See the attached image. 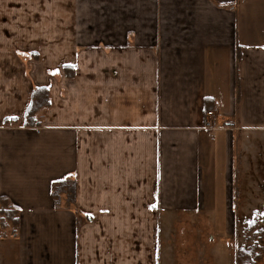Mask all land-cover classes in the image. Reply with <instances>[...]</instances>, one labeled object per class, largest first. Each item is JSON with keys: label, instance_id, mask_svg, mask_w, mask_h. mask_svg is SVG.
Wrapping results in <instances>:
<instances>
[{"label": "crops", "instance_id": "crops-1", "mask_svg": "<svg viewBox=\"0 0 264 264\" xmlns=\"http://www.w3.org/2000/svg\"><path fill=\"white\" fill-rule=\"evenodd\" d=\"M16 2L0 0V208L19 227L0 226V264H237V219L264 202V0H107V67L73 60L55 87L18 60L42 49L10 50L33 41Z\"/></svg>", "mask_w": 264, "mask_h": 264}, {"label": "rangeland", "instance_id": "rangeland-1", "mask_svg": "<svg viewBox=\"0 0 264 264\" xmlns=\"http://www.w3.org/2000/svg\"><path fill=\"white\" fill-rule=\"evenodd\" d=\"M17 1L19 2L12 7L16 11L14 20H11L12 33L17 38L21 35L31 36L33 41L28 44L11 43L10 50L19 47L24 49L26 45H32L31 49H35L33 46H36V49H42L46 53L41 58L31 55L25 59H18L33 68L30 70L31 75H34V69L40 68L41 72L47 73V76L42 75V78L46 79L48 85L66 86L71 85L69 78L74 74L70 64L73 60L83 63L95 60L96 62L91 63L92 66L107 67V54L102 56L103 58H94V55L96 56L94 51L98 48L100 55L104 54L103 51L107 52V0ZM19 10L22 12L21 15L18 14ZM38 37H41L40 41L35 40L39 39ZM103 39L102 42L97 41ZM79 50L88 51L87 57L71 58ZM59 72L62 73L58 74ZM97 76L104 78L102 80L107 83V69ZM260 144L264 145L262 142ZM70 186L67 184V188L58 194L61 199L63 192L70 191ZM59 187L60 185L56 188ZM250 207L255 212L251 217L237 219L238 225L233 235V243L238 247L237 264L239 250L248 248L255 250L256 257L259 258L256 264H264V202H252Z\"/></svg>", "mask_w": 264, "mask_h": 264}, {"label": "trees", "instance_id": "trees-1", "mask_svg": "<svg viewBox=\"0 0 264 264\" xmlns=\"http://www.w3.org/2000/svg\"><path fill=\"white\" fill-rule=\"evenodd\" d=\"M49 104V96L48 90L46 88H38L34 91L32 96V101L26 112V125L33 124L35 122V114L43 107ZM210 109H207V112ZM68 181L60 180L53 182L52 185V193L53 196H58L64 188H66ZM60 185L59 188H56ZM68 185L70 186V191L74 192L76 183L72 182ZM3 197H1V202L3 203V207L0 208V226L2 229H6L9 227V223L12 225V232L16 234L18 232L19 227V211L18 209L11 205L9 202L3 201ZM58 203V202H56ZM4 234V233H2ZM258 257H256L255 250L253 248L248 249H240L238 252V264H256Z\"/></svg>", "mask_w": 264, "mask_h": 264}, {"label": "built area", "instance_id": "built-area-1", "mask_svg": "<svg viewBox=\"0 0 264 264\" xmlns=\"http://www.w3.org/2000/svg\"><path fill=\"white\" fill-rule=\"evenodd\" d=\"M207 122H206V126L209 127V128H215L217 126V122H216V119L214 117V113L213 111H208L207 112Z\"/></svg>", "mask_w": 264, "mask_h": 264}]
</instances>
